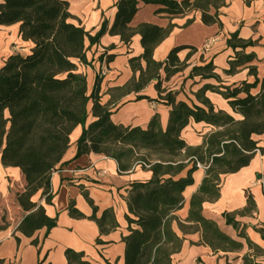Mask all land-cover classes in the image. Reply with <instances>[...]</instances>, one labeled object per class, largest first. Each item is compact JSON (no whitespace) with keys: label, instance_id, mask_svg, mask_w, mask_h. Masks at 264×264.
<instances>
[{"label":"trees","instance_id":"16d2710c","mask_svg":"<svg viewBox=\"0 0 264 264\" xmlns=\"http://www.w3.org/2000/svg\"><path fill=\"white\" fill-rule=\"evenodd\" d=\"M146 3L163 6L160 12L170 16L200 12L205 25L220 26V10L226 6V0H146ZM117 8L113 25L109 28L108 22L104 21L101 30L92 36L82 26L72 23L74 17L66 1L2 0L0 3V26L20 24L21 38L33 43L30 54L25 57L13 55L0 69L1 159L4 166L19 168L26 180L24 191L18 194L19 204L26 215L17 231L33 238L38 231L46 229L47 237L57 226L58 219L49 217L44 205L39 202L52 204V175L70 148L72 133L82 126L77 157L95 153L116 160L122 172L136 165L153 172V179L149 182L132 185L128 198L130 215L126 217L129 234L123 238L126 247L124 264H174L173 256L181 251L184 242L173 227L178 222L176 212L182 208L184 192L194 184L193 175L200 166L205 167L206 177L190 201L188 221L194 224L190 229L200 226L203 242L215 252L242 250L241 243L226 236L214 222L203 217L202 208L205 202H213L220 197L223 176L239 172L250 165L258 152L264 153L256 140L257 136L264 135V79L245 82L236 88L221 89L207 85L196 95L202 106L177 102L173 92L162 89L161 72L164 71L166 80H170L185 71L189 56L198 53V49L177 47L165 62H157L154 51L175 26L171 24L168 28H161L142 24L132 29L130 23L139 10V1L119 0ZM212 10H215L214 14ZM193 21L188 20L186 25ZM106 33L119 36L126 46L131 45L136 34L141 36L144 53L139 58L130 59L134 76L126 86L116 90L122 94L139 93L157 80L159 100L172 107L166 130L161 126L159 115L154 116L147 129L115 124L111 102L103 104L101 100V75L97 76L94 90L88 95L86 78L77 73L76 62L90 65L86 54ZM252 44V41L239 39L238 32L228 40V45L234 49H246ZM185 49H190L191 54L182 62L178 54ZM104 57L108 62L111 60L107 55L101 56V60ZM254 58V55L238 54L226 73L233 74L238 67L251 63ZM250 74L257 78L256 67H250ZM194 76L218 78L212 62L193 67L191 77ZM258 86L260 92L252 94ZM209 90L228 100L241 119L217 111L205 96ZM243 94L245 96L241 97ZM142 99L149 98L137 97V100ZM90 102L93 103L91 110ZM90 117L94 121L88 124ZM191 121L203 122L213 128L199 147L189 146L182 138L183 130ZM38 196L39 202L36 201ZM85 196L93 206L88 195ZM250 207H254L251 196L248 197L245 212ZM69 212L73 218H87L73 202ZM96 213L94 208L90 219L98 224L101 235L109 234L118 227L112 210L105 211L101 218ZM225 217L239 236L246 238L240 231V224L230 214H225ZM178 224L185 232L187 227ZM5 228L0 226V232ZM259 232L264 239V229ZM16 239L19 243L20 239ZM32 243L39 246L38 239ZM247 243L251 252L244 255V264H263L259 258L264 256V250L248 238ZM66 257L68 264H91L84 259L83 253L74 250H67Z\"/></svg>","mask_w":264,"mask_h":264},{"label":"crops","instance_id":"0c3cea01","mask_svg":"<svg viewBox=\"0 0 264 264\" xmlns=\"http://www.w3.org/2000/svg\"><path fill=\"white\" fill-rule=\"evenodd\" d=\"M69 3V11L74 17L72 23L82 26L92 36L102 28L104 21L109 28L113 25L118 12L119 0H63ZM139 1V10L134 16L130 27L137 29L142 24H151L161 28L175 27L171 34L156 47L154 59L165 62L170 52L177 47H194L198 53L191 54L185 49L178 54L179 59L187 60L188 67L166 80V74L161 72L162 89L173 92L177 102L183 101L189 105L202 106L197 93L205 86L214 88H236L243 83H254L256 79H264V0H226V6L220 10L222 25H205L200 12L188 15L170 16L162 13L161 5L147 4ZM179 2L183 0H177ZM2 0H0V3ZM215 10H212V14ZM193 19V23L186 25ZM238 32L239 39L252 41L246 49L232 48L228 45L231 36ZM212 38L216 43L207 52H202L203 45ZM90 46L89 40L86 42ZM33 47L32 42L24 41L20 36V24L0 26V69L13 55L27 56ZM144 53L141 36L136 34L130 46H126L119 36L106 33L96 45L89 48L86 57L90 65L78 62L77 73L86 78L88 95L96 83L97 76L106 70L102 76L100 95L103 104L111 102L113 108L112 121L125 127H141L147 129L154 116L159 115L164 130L170 121L172 107L159 100L156 89L157 80L139 93L122 94L117 88L126 86L134 74L130 66L131 58H139ZM238 54L254 55V60L238 67L233 74H227L230 63ZM111 57L101 60V56ZM106 60V62H105ZM213 63L214 73L218 78L203 79L201 76L191 77L195 66H205ZM145 67L144 61L141 62ZM250 67H256L257 78L250 74ZM137 78L139 74L136 75ZM260 86L252 90L256 95ZM138 96L149 99L137 100ZM205 96L215 109L224 111L236 119L241 117L234 113L228 100L214 91H207ZM245 95H241L244 97ZM93 103H89L91 110ZM94 121L90 117L88 124ZM83 131L78 126L71 135L70 148L51 178V188L54 194L52 204H43L47 215L57 218V226L47 237L46 229L38 231L33 238H28L17 231L26 213L18 201V194L24 191L26 180L19 168L7 167L2 163L0 149V226H6L0 232V260L2 264H68L67 250H74L85 255L84 259L91 264H124L125 243L123 238L129 234L128 198L134 183L149 182L153 172L142 165H136L131 170L120 171L116 160L100 154H87L77 157V142ZM213 131L206 123L193 121L183 130L182 138L191 147L203 145L204 139ZM259 146L264 149V135L257 136ZM185 173L183 174V176ZM206 177L205 167L194 173V184L184 192V204L176 212L178 222L187 227L183 232L178 222L174 224L176 233L184 238L182 249L173 256L174 264H244L243 257L249 249L247 238L264 250V239L259 232L264 229V153H257L249 166L234 174L225 175L220 185V197L216 201L203 204L202 215L214 222L226 236L243 245V249L234 252H215L203 242V231L196 229L188 221L190 201L200 189ZM93 202L89 203L85 195ZM254 201V207L248 208V197ZM73 202L75 208L87 218L76 219L70 215L69 206ZM97 209L96 216L101 218L107 210H112L118 227L106 235H101L98 224L91 220ZM225 214H230L240 224V231L245 237L227 223ZM135 228V226H132ZM20 242H17V239ZM39 240V246L33 245V240ZM98 240H100L98 242ZM264 264V256L259 258Z\"/></svg>","mask_w":264,"mask_h":264},{"label":"built area","instance_id":"2783aa9c","mask_svg":"<svg viewBox=\"0 0 264 264\" xmlns=\"http://www.w3.org/2000/svg\"><path fill=\"white\" fill-rule=\"evenodd\" d=\"M216 41H217L216 38L209 39V40L203 45V47H202V52H207V51H209V50L212 48V46L216 43ZM105 62H106V60H105ZM105 73H106V70L104 69V70H102V71L99 73V75L104 76Z\"/></svg>","mask_w":264,"mask_h":264},{"label":"rangeland","instance_id":"374dc122","mask_svg":"<svg viewBox=\"0 0 264 264\" xmlns=\"http://www.w3.org/2000/svg\"><path fill=\"white\" fill-rule=\"evenodd\" d=\"M37 199V198H36Z\"/></svg>","mask_w":264,"mask_h":264}]
</instances>
